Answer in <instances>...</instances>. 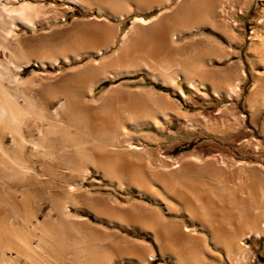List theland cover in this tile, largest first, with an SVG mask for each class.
Masks as SVG:
<instances>
[{
  "label": "rangeland",
  "instance_id": "1",
  "mask_svg": "<svg viewBox=\"0 0 264 264\" xmlns=\"http://www.w3.org/2000/svg\"><path fill=\"white\" fill-rule=\"evenodd\" d=\"M25 1H29L36 5H53V9H47L48 11H46L45 17L41 16L37 18L43 22L37 26L36 31L24 30L19 25H16L17 27L14 26L16 28L15 32L17 36H19L22 44L28 49L33 45L32 48H34L33 53H35V55L32 54V51L27 54L37 56L40 52H44L45 50L50 52L57 50L59 52L74 54V52L85 51V49L93 50L111 40L112 45L97 54L85 53L75 60L59 62V67H46L45 69H40V67L34 65L24 67L20 74L21 79L29 76L32 71L38 73L41 71L50 72V75L53 73L52 75H58L56 77H59L61 80L62 96L69 98L73 90V82L71 79L74 76L77 82V88L75 90L79 98L78 101L82 105V108H85V105H90L88 108H85L89 116L90 113H93L92 115L97 113L95 103L98 102V97L103 90L108 88L111 84H115V87L117 85V88L133 87L132 89H135L138 87H151V90L161 91L164 95L168 92V89L162 87L159 83L153 82L156 79L153 80L150 76L147 77L145 73H135L131 76H124V74L120 73V75L114 79L106 78L98 80L92 86L91 96L87 95L86 88L90 80L94 81L98 79L103 73L101 71V62L107 58L108 64L106 66L104 64L106 62H103V65L106 67H104L105 71L119 72L123 70V68L119 69L112 67V62L110 64L109 61H112L113 52H115L119 45L120 35L129 27L133 16L149 18L162 11L169 10L179 0H169L167 5L159 6H155V4L159 3L160 0H113V3H111L112 0H109V2L108 0H88L90 4L87 1L84 7L57 0H18L14 1L12 6H16ZM122 4L124 6H130L131 12L121 19L115 18L111 14H117V11L122 8ZM181 4L180 10L182 11L188 5H192L191 7H187V9H193L194 24H201L194 26V28H191L192 30H181L179 26L181 22L179 20H174L175 23L173 22V25H176L174 27L175 29L178 28L181 32L188 31L180 33V35L177 36V40L179 39V41H182L184 38H190L192 36V40L194 41L192 44L185 43L179 46L178 50L182 47L179 53H181L182 50L184 54L183 57L188 61H193L196 66L197 64L201 65L202 63H207V66H209L206 72L207 76L211 79L215 77V80L212 81L220 91L224 89V86L228 82L237 83V95L232 99H228L223 92L218 96H214L208 87L200 89L204 94H199L201 92H199V88L195 86L196 88L194 89H198L197 91L188 89L187 98H185L186 96L181 98L168 87V93L170 95L166 94V96L172 99L181 111L192 115L196 121L198 120L197 125L193 128L184 127L177 117L171 113L167 115L169 121H162L158 127L151 125L131 126L125 116H120L122 117L120 118L121 123L125 125L130 132L128 140L133 145H136L139 148L138 150L127 152L120 150L118 146L111 147L109 145L110 142L118 145V142L121 141L120 134H118L120 131L114 134L107 132L98 133L91 137L87 134L88 132L86 133L87 126L85 118H81V121H79V139L82 146L86 143L93 144L91 146L96 148L97 151L107 150V153H111L112 155L118 152L121 154V157H124L127 161H131L135 165L137 163V166H141L145 170L148 169V167L150 169L157 168L162 164L163 160V162L169 164L170 161H168V159L177 161L183 156V158L195 155L198 156L197 158L199 161L193 163L194 167L191 166L190 169L188 168L189 170L187 169L185 171L176 172L173 175L171 174L172 180L175 184V188L182 189L184 185L190 187V191H188L190 199L193 198L194 192H197L199 195H204V201H206L204 207L206 208H208L207 193L209 192L210 195L208 198L212 201H210L211 205L219 212L217 213L215 210L214 214H211L210 221L213 219V222L219 227H222V229L218 228L220 233L217 234V239L207 226L201 227L194 218H189L176 196L166 191L161 181L144 180L139 183L140 188H138L140 192L153 194L152 196L154 199H150L147 195H139L135 190L137 187L125 178H116L112 176L104 177L101 168H99L101 166L97 163H90V160L86 161V154L82 153L79 164L80 172L75 180L79 186V194L76 196V207H71L70 213H72L78 221L80 220L81 222H79L81 224L85 223V225H87L86 227H89V229L91 227L90 230L95 234V239H97L95 243H98L97 245L100 244L101 239L103 240L101 243H104L105 235V237L109 235V238H111V236H124L129 240H135L142 244L140 247L141 250L133 249L134 252L131 250L132 248H129L127 245H121L123 247H119L120 245H105V249L109 246V249H106L105 252H109L107 256L109 255L108 257L111 258L113 264H178L170 257L162 256L161 253H168L174 256L176 252L171 251L170 248H176L179 245L172 244L167 246V248L166 245H163L162 247L165 248L160 251L159 245L155 243L150 232L141 229L137 224H126L125 221L129 223L132 220L131 216L127 215L129 217L128 219L125 214H121L118 210H105L106 208L101 206L104 204H101L102 202L110 205H115L117 203L125 205L131 202H141L151 209L156 208L155 210H157L163 218L160 223V231L162 233L170 231L171 228H175V225L173 226L174 223L170 224L171 222H180L179 226H188L194 234L201 236L202 241H200V239L196 241L195 239L194 242L196 241L195 243L197 244L195 245L194 243V246L197 248L203 246L207 249L205 253H203L204 251L199 253L202 258L206 257L204 258V264H232L229 257L231 256L229 254L231 252L228 253L226 248L239 245V234H242V232L247 229L251 230L253 227H259L262 221L261 213L264 209V0H193L188 4L184 1V5L187 4L186 6H182ZM151 5L154 6L150 10H143V7L145 8ZM95 6L101 7L102 12H98ZM137 7L140 9H137ZM180 10L179 12L181 14H179L178 17L182 19V17H186L187 14H183L184 11L182 12ZM184 10L186 12V8ZM197 18L199 21L196 20ZM44 21H46V23ZM146 25L147 26L142 25L143 29L141 28L142 30L140 29L141 32H139L144 39L149 38V31L152 29V24H149V26L148 24ZM7 26V23H0L1 42H3L1 38L9 33L6 32ZM89 33L99 34V37L95 38L92 43H87L86 36ZM41 35L44 36L48 46L45 45L43 49H39L36 45V38ZM139 35L138 33L134 35L133 40L136 39L135 36L137 37ZM46 39H48V41ZM207 39L211 40L208 45L204 42L207 41ZM5 43L7 47L5 49L6 56H2L3 49L0 46V53L2 52L0 58L3 59L6 64H9L8 60L10 55L8 50H10L15 42L10 39V41L7 40ZM130 45L131 44L128 45V50H132L136 46L135 43H133L132 46ZM201 45H203V47ZM202 51H204L205 54ZM111 53L112 57L108 56ZM187 53L190 54L186 56L185 54ZM200 53L204 55L201 56ZM225 53H228V56H225ZM214 54L224 56L220 59H216ZM114 57L113 60H116L115 54ZM89 65H95L96 67H94L96 70H94V67H89ZM108 65H110V67ZM200 65L197 67L203 66ZM117 67H119V65H117ZM11 70L13 71L12 67ZM95 71L97 73L99 72V74ZM157 73H159L158 70ZM94 74H96V77L93 76ZM169 74L171 73L169 72ZM180 75L184 77L182 72ZM90 77L93 78L90 79ZM181 86L186 90L184 84H181ZM134 96L138 97V94ZM142 97L145 98L144 101L147 102V104L159 102L154 97H152L153 101L149 100L151 97ZM55 104L56 102L54 105ZM33 131H31V134L36 135L37 130L34 128ZM145 134H149L153 138L149 137L147 140H141L140 135L142 136ZM18 154L20 155V152ZM190 164H192V162H190ZM54 166L55 165H50L51 168H46V166L43 168L42 177L40 176L36 181L33 180V178L29 181V184L25 185L28 187L26 191L29 192L27 194L28 197L26 196L27 207L35 220H43L46 213L56 215V212L52 208V202L54 200L59 199L68 203L72 202L71 196L61 193L62 189L64 190L67 188V182L63 181L62 183V181L57 178L56 170L58 168L55 166L57 168L55 170ZM61 170L67 171L65 168H61ZM197 178L200 180L199 182ZM239 179L242 181L240 185L238 184ZM183 183L185 184L183 185ZM25 186L23 187L19 182H16L9 190H4L0 187V205L5 209L7 219L12 220L15 224H19V220L17 219L16 211L12 207V203L22 200L21 191H25L23 190L26 188ZM191 205L197 204L192 202ZM165 206H167L169 210H166ZM222 208L226 209L225 214H223ZM212 215L214 217H212ZM216 217L217 220L215 219ZM62 222L67 229H65L64 232H60L58 228L55 229L56 231H53L50 241L46 243V251L40 252L38 250L40 252H38L39 255L33 254L32 261L34 264H67V261H69L67 256H70L72 252L75 254L78 248L84 246L80 238L81 232L78 231V229L71 230L66 223V219L63 218ZM86 227L85 229H87ZM262 229L263 231L260 236L250 234L249 237L243 238L244 245H246L247 248L242 264H264V227ZM227 234L229 237L231 236V238L235 239L233 244L226 242L228 239L226 238ZM98 235L101 236L99 237ZM225 235L226 237H224ZM33 238L36 240V237ZM63 238L70 242L68 246L64 244ZM87 242L89 243V241ZM110 247L112 250H110ZM189 247L192 246L190 245ZM12 251L13 250H9L7 253L5 252L3 256H1L0 253V258H7L6 256L10 253L14 254ZM148 252H153L154 256L145 263H139L135 261V259H132V257H134L132 253H136L135 255L142 257ZM118 254L129 258L121 260L118 258ZM200 255L199 258L201 257ZM191 262L193 263V261ZM191 262L190 260H184L181 261L180 264H192Z\"/></svg>",
  "mask_w": 264,
  "mask_h": 264
},
{
  "label": "bare ground",
  "instance_id": "2",
  "mask_svg": "<svg viewBox=\"0 0 264 264\" xmlns=\"http://www.w3.org/2000/svg\"><path fill=\"white\" fill-rule=\"evenodd\" d=\"M14 1L18 0H0V23H7L8 26L6 28V32H9L6 34V36L1 38L3 42L0 41V46L3 49L2 56H6L5 49L7 47L5 42L7 40L10 41V39L14 40L15 42V44L11 46L10 50H8V53L10 55V58L8 60L9 64H6L4 60L0 58V187H2L4 190H9L16 182H19L24 187L25 185L29 184V181H31L33 178V180L36 181V179H38L42 175V172L44 171L43 168H45L46 166V168H51L53 166L50 167V165H55L58 168L57 169L54 166L55 170L57 169V178L62 181V183L63 181L67 182V188L64 190L62 189L61 193L63 195L71 196L72 202L68 203L59 199L54 200L52 202V208L56 212V215L46 213L43 220H35L33 219L32 213H30L31 211L29 212L27 207L26 196L29 192L26 191L28 187L25 186L26 188L23 189L25 191H21L22 200L19 199L20 201L12 203V207L16 211V216L19 220V224H15L14 222H12V220H8L6 217L5 209H3V206L1 207L0 205V253L1 256H3L4 253H7V251L9 250H13L12 252H14V254H8L9 257L6 256L7 258H0V264H34L32 261L33 254L35 253L36 255H39V251H46V243L50 241V237L52 236L53 231L56 228H58L60 232H64L65 229H67L64 226L65 224H63L62 222L63 218L66 219V223L69 225L68 227L71 230L78 229V231L81 232L80 238L84 243V246H79L80 248H78V251H76L75 254L74 252H72L71 255L69 254L70 256H67V258L69 259V261H67V264H113L111 258L108 257L109 255L107 256L109 252H105L106 249H109V246L120 245L119 247H123L124 245H127L129 248H132V251L133 249H140V247L142 246L141 243L135 240H129L124 236H111V238H109V235H107V238L105 237V235L104 243H101L103 242V240L101 239L100 244L97 245L98 243H95L97 239H95V234H93L94 232L90 230L91 227L90 229L89 227L87 228V225H85V223L81 224V221L79 220V222L78 219L73 216L72 213H70L71 207H76V196H78L79 194V186L75 180L76 176L80 172L79 164L82 153L86 154V161L90 160V163H97L99 166H101L99 168H101L104 177L112 176L116 178H125L126 180L130 181L131 184L137 187L135 190L139 195H147L150 199H154V197L152 196L153 194L140 192L139 183L143 182L144 180L161 181L162 184H164V189H166V191H168L170 194H174L176 196L178 201L184 207L187 216L189 218H194L197 221V224L201 227L207 226V228L210 229L211 233H213L214 237L216 236L217 238V234L220 233L218 228L222 229V227H219L216 223H214L213 219L212 221H210L211 214H214L215 210L217 211V209H214L211 205V199L208 198L210 193H207L208 208H206L204 207V204L206 202L204 201V195H199L197 192H194L193 198L190 199L188 196L190 187H187V185H184L185 183H183L184 188H182L181 185L180 186L182 189L175 188V184L172 180L173 174H175L176 172L185 171L188 168L190 169V167L193 166L194 162H198V156L195 155V157L191 155L192 157L185 158H183V156L179 160L176 159L177 161H171L170 159H168V161H170L169 164L163 162L164 160L161 159L163 160L162 164H160L157 168L150 169L148 167V169L145 170L141 166H137V163L135 165L131 161H127L124 157H121V154H119L118 152L112 155L111 153L108 154L107 150L97 151L96 148H93L91 146L93 144L86 143L82 146V143L79 139V121H81V118H85V123L87 126L86 133L88 132L87 134L93 137L98 133L107 132L110 134H114L120 131L118 134H120L121 141L119 140L120 142H118V145H115L111 142L109 145L111 147L118 146L120 150L129 152L138 150L139 148L136 145H133L128 140L130 132L127 127L121 123L120 118L122 117L120 116H125L130 122L131 126L151 125L154 127H158L160 126L162 121H169L167 116L168 113L174 114V116L177 117V119L184 125V127L188 128L195 127L198 120L196 121L192 115L186 114L181 111L177 104L168 96H166V94L164 95V93H161L159 91H153L150 89L151 87H138L135 89H132L133 87L117 88V85L115 87V84H111L108 88L103 90L101 95L98 97L99 103L97 102L98 104H94L97 107V109L94 108L96 109L97 113L94 115H92L93 113H90L89 116L87 115V109L85 108H88L90 105H85L86 107L82 108V105L78 101L79 98L77 97V93L75 90L77 88V82L74 76L71 79L73 82V90L71 93V97L69 98L62 96L63 92L61 80L59 79V77H56L58 75H52L53 73H51L50 75V72L47 73L41 71L38 73L32 71L29 76L21 79L20 74L24 67H28L31 65L38 66L40 67V69H45L46 67H59V62H68L75 60L80 55L85 53L97 54L106 50L112 45V40L108 42L104 41L105 43L102 44V46H98L93 50L85 49V51H78L76 53L74 52V54L59 52L57 50L54 52L45 50L44 52H40V54L38 53L39 55L33 56L35 55V53H33V45H31L32 47L28 49L24 44H22L19 36H17V33L15 32V27H17L16 25H19L24 30H30L33 32L36 31L37 26L43 22L38 20L37 18L41 16L43 17L46 11H48L47 9H53V5H36L32 4L29 1H25L16 6H12V3ZM57 1L68 2L76 6L84 7V4L88 0ZM179 1H177L175 5H173L169 10L162 11L149 18H145L142 16H133L130 21L129 27L120 35L119 45L115 52H113V58H115L114 54L116 56V60L114 59L116 62L113 60V58H111L112 61H109L110 64L112 62V67L119 69L123 68V70L119 72L105 71L104 67L108 64V58L105 59L103 61L106 62L104 63L105 66L103 65V62H101V71L103 73L100 75V77L98 76V79L94 81L90 80L87 88L85 87L88 96L92 95V86L98 80L106 78L114 79L118 77L120 73L130 74L140 68L146 71L148 76H150L153 80L158 79L162 85L169 87L172 92H176L181 98L185 97V93L180 88L176 87L174 76L172 77L169 74V72H171L173 68L178 69L180 73L182 72V74L184 75V80L187 81L189 88L197 91L198 89H194L196 88L195 86H197L199 88V92H201H198L199 94H204V92L202 90L200 91V89H202L203 87H208L214 96H218L221 92H223V94L228 99H232L237 95V83L228 82L224 86V89L220 91L212 81L215 80V77L213 78L211 76V79L207 76L206 72L208 71L209 66H201L200 64H197V66H201L197 67L196 65H194L193 61H188L183 57L184 54L182 50L181 53H179V50L182 48L181 47L178 50L179 46H182V44L185 43L192 44L194 42L192 40V36L190 38H184L182 41H179V39L177 40V36L181 33V30H190L191 28H194V26L201 24H194V12L192 11L193 9H187V7H189L190 5L185 7L186 12L188 11L187 13L184 10L185 8L183 9L184 12L180 10L181 2L182 6H186L193 0ZM184 1L187 2L186 5H184ZM88 3L90 4L89 1ZM111 3H113V0L111 1ZM168 3L169 0H160L159 3L155 4V6L167 5ZM89 4L86 5L90 6ZM124 5L119 11H117V14L115 13L111 15L118 19H121L124 16L128 15L131 12V7ZM153 6L151 5L145 8L143 7V10L148 11ZM95 8L98 12H102L101 7L95 6ZM137 9L140 8L137 7ZM179 10L182 11L183 14H187V16L179 19L178 16L179 14H181ZM174 20H179L181 22V25H179L181 27H179L181 30L178 28H174L176 26L173 25ZM196 20H198V18ZM44 22L46 23V21ZM146 24H148V26L149 24H152V29L149 31L150 33L148 32V39H144L139 33L143 29L142 25L147 26ZM137 33L138 35H140L137 37L135 36L136 39L133 40L134 35H137ZM98 37L99 34L97 35L96 33H89L86 36V41L87 43H92V41ZM36 39V45L37 47H39V49L45 48V45L47 46L44 36H38V38ZM46 40L48 41V39ZM210 41L211 40L207 39V41L204 42H206L205 44L208 45ZM133 43H135L136 45L135 48H133L132 50H128V45L131 44L130 46H132ZM203 45L201 46L203 47ZM31 51L33 54H31L32 56L27 54ZM189 54L190 53H187L185 55L188 56ZM204 54L202 53L201 56ZM227 54L228 53H225L224 55L226 56ZM111 55L112 53L108 56L112 57ZM219 55L216 54L215 58L220 59L222 56H224ZM115 64L119 65V67H117V65ZM90 66L91 65H89V67ZM94 66L95 65H92L91 67ZM108 66L110 67V65ZM11 67L13 68V71L11 70ZM95 67L94 70H96ZM157 70L159 71V73H157ZM97 74H99V72ZM93 76L96 77V74H94ZM176 77L177 76H175V78ZM92 78L90 77V79ZM137 94L138 97H135L134 95ZM142 96L151 97V99L149 100H152V97H154L159 102H153L154 104H147V102L144 101L145 98H143ZM55 102L56 104L54 105ZM34 128L37 130L36 135L31 134V131H33ZM149 137L152 136L149 134H145L142 136L140 135L141 140H147ZM18 151L20 152V155L18 154ZM190 162H192V164H190ZM61 168H65L67 171H63L61 170ZM197 181L199 182L200 180L197 178ZM223 181L225 182L224 179ZM241 183L242 181H240L239 179L238 184L240 185ZM192 202L196 203L197 205H191ZM101 204L100 205L102 207L106 208L105 210H118L121 214L131 216L132 222L130 221L129 223H127L125 221V223L128 225L137 224L141 229L150 232L155 243L159 245L160 251H162L161 249L165 248L162 247L163 245H166V248L167 246H170L172 244L179 245L176 248H170L171 251L176 252L174 256L168 253H161L162 256L170 257L178 264H180L181 261L184 260H190V262L193 261V263L191 262L192 264L205 263L204 258L206 257L203 256L204 258H202L199 253H202L203 251V253H205L207 249L203 246L199 248L194 246V243L199 239L200 241H202L201 236L194 234L193 231L188 228V226H179L180 222H171L170 224L174 223L173 226L175 225V228H171L172 230L170 229V231L162 233L160 231V223L163 218L161 217V214L157 212V210H155L156 208L151 209L149 206L141 202H131L125 205H122L120 203L110 205L105 202H102ZM165 208L166 210H169L167 206H165ZM222 210L224 212L223 214H225L226 209L222 208ZM217 213L219 212L217 211ZM261 215L262 221L259 227H253V229L251 230L247 229L246 231L242 232V234H239L240 236L238 239L241 245L239 244L232 248L226 246V250L228 251V253L231 252L229 253L231 255L229 257L232 264H242V262L244 261L245 250L247 247L246 245H244L243 238L249 237L250 234H254L255 236H260L262 234V228L264 227V209L262 210ZM212 217L214 216L212 215ZM215 219L217 220V217ZM85 227L87 229H85ZM98 236L100 237L101 235ZM33 237H36V240H34ZM224 237H226V235ZM226 238H228L226 242H228L229 244H233L235 242V239L231 238V236L229 237L228 234ZM195 239L196 241L194 242ZM87 241H89V243ZM63 242L64 244H67V246L68 244H70V242L67 239L64 240V238ZM107 244L109 246H106L107 248L105 249V245ZM196 244L197 243H195V245ZM187 245H191L192 247H189ZM110 250H112V248ZM135 254L136 253H132V255H134L132 259H135V261L139 263H145L147 260H151L154 256L153 252H148L142 257H138ZM199 255L201 256L200 258ZM118 258L121 260H125L129 257L118 254Z\"/></svg>",
  "mask_w": 264,
  "mask_h": 264
},
{
  "label": "crops",
  "instance_id": "3",
  "mask_svg": "<svg viewBox=\"0 0 264 264\" xmlns=\"http://www.w3.org/2000/svg\"><path fill=\"white\" fill-rule=\"evenodd\" d=\"M191 30H192V29H191ZM183 32H188V31H182L181 33H183ZM179 35H180V34H179ZM201 65H208V64H207V63H202ZM172 71H174V72H173V73H175L174 75L177 76V77L175 78V84H176V86L179 87V88H181V90L185 93V96H186L185 98H187V96H188V95H187V90H188V89L191 90L192 88H189V87H188V83H187V81L184 80V77L180 75L181 73L179 72L178 69H176V68L174 69V68H173V69L171 70V72H172ZM177 71H178V72H177ZM171 72H170V73H171ZM135 73H139V74L145 73V75H146L147 77H149L148 74H147V72H146V71L144 72L142 69H138V70H136V71H134V72H132V73H130V74H124V76H128V75L131 76V75H133V74H135ZM160 73H162V72H160ZM173 73H171L170 75H172ZM178 74H179L180 76H179ZM174 75H172V77H173ZM175 76H174V77H175ZM153 82H154V83H159L162 87H165L166 89H168V92H169V88L166 87L165 85H162L161 82H160L158 79L154 80ZM181 84H184V86L186 87V90H184V89L182 88ZM203 88H205V87H203ZM203 88H202V89H203ZM189 90H188V91H189ZM160 92H161V91H160ZM168 92H167L166 94L170 95ZM162 93H163V92H162Z\"/></svg>",
  "mask_w": 264,
  "mask_h": 264
}]
</instances>
